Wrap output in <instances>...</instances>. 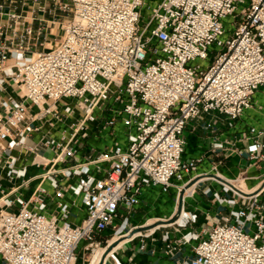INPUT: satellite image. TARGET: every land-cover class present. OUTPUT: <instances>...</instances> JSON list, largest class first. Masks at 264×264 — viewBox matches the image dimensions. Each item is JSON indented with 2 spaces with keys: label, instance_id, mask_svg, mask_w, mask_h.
Here are the masks:
<instances>
[{
  "label": "built area",
  "instance_id": "1",
  "mask_svg": "<svg viewBox=\"0 0 264 264\" xmlns=\"http://www.w3.org/2000/svg\"><path fill=\"white\" fill-rule=\"evenodd\" d=\"M58 2L67 19L59 24L62 40L48 50H34L39 36L16 10L0 14V92L9 81L20 91L0 103V167L10 182H21L3 197L14 209L0 210L5 264H78L81 242L85 259L104 231L135 229L130 213L145 187L175 188L180 196L208 174L197 173L203 157L184 158L189 123L212 115L208 126L232 128L264 86V0ZM197 60L205 66L191 65ZM35 133L40 140L29 144ZM93 136L105 142L101 149L89 145ZM237 142L252 164L264 165V124L212 148L237 150ZM41 148L52 156L41 157ZM31 155L40 158L33 164L42 170L39 182L27 198L14 195L35 179L18 163ZM46 182L55 191L52 214ZM259 187L232 198L214 192L239 208L204 238L182 237L183 244L197 241L187 264H264V178ZM67 192L86 210L79 225L69 221L74 202L64 199ZM168 239L165 252L173 254L179 245Z\"/></svg>",
  "mask_w": 264,
  "mask_h": 264
},
{
  "label": "crops",
  "instance_id": "2",
  "mask_svg": "<svg viewBox=\"0 0 264 264\" xmlns=\"http://www.w3.org/2000/svg\"><path fill=\"white\" fill-rule=\"evenodd\" d=\"M159 1L146 0L148 4L152 5ZM58 3V0H0V14L3 15L1 18H6V14L9 11L16 10L18 14H21L24 22L32 25L35 30V37L39 36V40L35 42L36 46L34 48L38 52L44 49L41 44L46 48L48 43L52 44L55 39H59L62 35L59 24L66 22L67 15L59 10ZM19 93L18 87L9 81L6 84L5 90L0 92V103L1 98H19ZM3 112L0 106V114ZM213 118L214 116L212 115H202L199 119L189 123L185 131L187 144L184 158L203 157L197 173L219 172L232 180H235L233 178L240 175H246V178L250 179V186L260 182L264 178V165L252 164L247 159V155L242 148V143L237 142L239 146L237 150L233 147H228L225 150H214L212 147L216 141L235 140L246 134L249 127H259L264 124V86L256 92L253 107L244 112L234 127L228 128L220 123L208 126V123ZM53 134L58 136L59 130H53ZM105 135H107V132H105ZM40 138L41 134L35 133L28 143L34 144ZM88 143L95 150L101 149L105 144L102 138H96L95 136L88 140ZM17 153L18 150H15V154ZM39 153L41 157L52 156V151L46 148H41ZM39 159H34V156L31 155L27 161L22 159L18 162L19 165H27L29 173L27 179L30 177L35 179L31 181L29 186H24L15 191L14 195H22L27 198L31 194L33 188L39 182V179L35 176L42 171L41 168L33 165L34 161H38ZM0 164L2 165L1 160ZM214 167H216V170ZM75 181L76 178L74 177L63 183L67 184ZM20 184L21 182H10L5 176V171L0 167V186L2 189L0 191V210L7 209L4 206L3 197L8 196ZM45 186L49 189L50 195L47 197L50 208L48 213L52 214L56 210V199L53 198L55 191L48 182L45 183ZM222 186L225 185L216 180H203L190 192H185L183 212L178 220L172 223L158 224L149 230L143 231L141 236L139 228L133 229L129 233H122L120 236L127 237L126 240L120 246L117 245L118 247L116 246L105 257L104 264H187L194 255L193 246L197 241L183 244L181 242L182 237L189 232H194L199 234L200 238H204L215 224L222 222L225 217L229 216L232 210L239 208V205H230L215 197L214 192H218L221 198H232L235 196L234 192H224ZM64 199L69 203L74 202L70 208L69 221L73 225H79L86 216V210L80 198H76L71 192H67ZM178 201L179 196L175 188H171L168 192H163L159 186L145 187L140 197V203L131 210V226H139L146 218L154 219V221L149 219L150 221L146 222L147 224L144 223L146 224L144 227L154 226V224L160 221H168L176 214ZM13 209L8 208L7 210ZM194 214L197 216L196 220L190 221L189 218ZM187 220L189 222L185 225ZM137 229L139 231H134ZM102 234H110L109 236H111L113 231L108 229ZM166 234L169 235L168 241L179 245L173 254L165 252ZM114 237L110 240H113ZM97 240L105 242L107 239ZM0 264L5 263L0 259Z\"/></svg>",
  "mask_w": 264,
  "mask_h": 264
},
{
  "label": "bare ground",
  "instance_id": "3",
  "mask_svg": "<svg viewBox=\"0 0 264 264\" xmlns=\"http://www.w3.org/2000/svg\"><path fill=\"white\" fill-rule=\"evenodd\" d=\"M59 40V39H58ZM60 40H62V38L60 37ZM59 40V41H60ZM53 44L51 43H48L46 45V49H51L53 48ZM37 55V52H33L31 53V56L32 57H35ZM195 179H197V181L193 184L192 181L187 184L185 187H184V190L185 192L188 191L190 192L193 188H195L199 183H201L203 180H216L218 181L219 183L227 186V188L231 191V192H234L235 194L237 193H240V194H247V195H250L252 194L253 192H255L257 190V188H260L259 185H260V182L256 183L255 185L253 186H250V179L248 178H242V179H238V180H232L230 178H227L225 175L221 174V173H216V174H213V175H207V174H202V175H198ZM194 179V180H195ZM252 183V182H251ZM183 212V211H182ZM176 215V214H175ZM174 215V216H175ZM182 215V213H181ZM181 215L177 218V220L181 217ZM173 216V217H174ZM167 221L163 222V221H160V222H157L156 224H154V226H147V227H142V228H145L146 230H149L151 229L152 227H155L157 226L158 224H167L166 223ZM152 225V224H151ZM134 231H139L138 229L137 230H134ZM141 231V230H140ZM121 235V234H120ZM120 235H117L114 237L113 240H110V245H111V251L116 248V246H120V244H122L127 237H121ZM117 246V247H118ZM107 246L106 247H101V248H95L92 252V259H91V262L90 264H104L105 263V257L111 252V251H107Z\"/></svg>",
  "mask_w": 264,
  "mask_h": 264
},
{
  "label": "rangeland",
  "instance_id": "4",
  "mask_svg": "<svg viewBox=\"0 0 264 264\" xmlns=\"http://www.w3.org/2000/svg\"><path fill=\"white\" fill-rule=\"evenodd\" d=\"M71 17V16H70ZM242 18V17H241ZM240 17L238 18V21L241 19ZM229 21H231V20H229ZM59 40H60V38H59ZM219 50V48H217V47H213V51L214 52H217ZM198 63H201L203 66H205V63H203V62H200V61H194V62H192L191 63V65H196V64H198ZM69 100H63L62 101V103H65V102H68ZM118 139H120V140H122L123 138H124V134L122 133V132H120L119 134H118ZM217 173V172H216ZM216 173H208V175H213V174H216ZM242 179V178H246V175H240V176H238V177H236V178H233V179ZM197 181V179H195V180H193L192 181V183L191 184H193V183H195ZM262 199H264V196L262 197ZM124 210L123 209H121V212H123ZM152 220V221H154V219H151V218H146L145 219V221L144 222H142V224H140L142 227H144L147 223L146 222H148V221H150V220ZM121 220L120 219H118L117 221H116V223H119ZM144 223H146V224H144ZM151 223V222H150ZM144 224V225H143ZM140 225L139 226H136L135 227V229L136 228H140ZM131 230H127L126 232L127 233H129ZM110 234H102V235H99V236H97L96 237V239H101V240H105V239H108V240H110L111 238H113L114 237V235L112 234L111 236H109ZM107 236H109V237H107ZM107 237V238H106ZM84 244H85V242L83 241V242H81V244H80V246H79V249H78V254H79V261H78V264H90V257H91V254H92V250L91 251H89L87 254H86V256H85V259H83V249H82V247L84 246ZM107 246V243L106 242H102L101 243V245L99 246V247H106ZM99 247H97V248H99Z\"/></svg>",
  "mask_w": 264,
  "mask_h": 264
},
{
  "label": "water",
  "instance_id": "5",
  "mask_svg": "<svg viewBox=\"0 0 264 264\" xmlns=\"http://www.w3.org/2000/svg\"><path fill=\"white\" fill-rule=\"evenodd\" d=\"M184 195H185V191H183L179 196L178 208H177L176 215L174 217L170 218L166 223H172V222L176 221L177 218L181 215L182 210H183ZM139 229L141 230V232L146 231V229L142 228V227H140ZM107 247H108L107 251L108 252L111 251V249H112L111 245L109 244Z\"/></svg>",
  "mask_w": 264,
  "mask_h": 264
}]
</instances>
